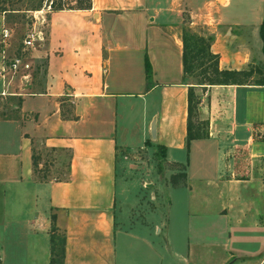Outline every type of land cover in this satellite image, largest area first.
I'll list each match as a JSON object with an SVG mask.
<instances>
[{
    "label": "crops",
    "instance_id": "1",
    "mask_svg": "<svg viewBox=\"0 0 264 264\" xmlns=\"http://www.w3.org/2000/svg\"><path fill=\"white\" fill-rule=\"evenodd\" d=\"M263 18L264 0H90L48 12L33 52L40 76L0 115V264H49L51 214L62 264H264V218L219 196L234 185L223 179L234 145L264 174V84L253 71L255 81L206 86L207 134L186 146L181 67L187 26L213 36L220 69H263ZM156 144L162 171L178 164L182 183L135 163Z\"/></svg>",
    "mask_w": 264,
    "mask_h": 264
},
{
    "label": "rangeland",
    "instance_id": "2",
    "mask_svg": "<svg viewBox=\"0 0 264 264\" xmlns=\"http://www.w3.org/2000/svg\"><path fill=\"white\" fill-rule=\"evenodd\" d=\"M47 1L48 0H0V49L4 46V44H7V46L4 47L6 54L9 55L12 52H15L14 50L19 45L20 40L33 27L35 16H37L36 10L40 9L43 3H46ZM85 4L86 0H61V7L65 8L76 5L85 6ZM3 29H6L8 31V35L6 37L2 36ZM190 30L200 34L205 33L201 28ZM254 66L252 65V67L250 68H253ZM32 73L29 80L27 81H20L18 76L13 77L8 84V91L26 94V92H28L27 88L30 80L33 78L38 80L40 76V73L35 74V76L32 75ZM3 74L4 78H7L9 76L5 73ZM252 75L254 77L250 79ZM188 80L189 82H192L194 84V82L198 81V78L191 77ZM248 80L255 81V75L251 73ZM193 92L196 96L201 95L204 97L205 90H201L199 86H194ZM16 98L18 97L0 95V115L11 111L9 110V107L16 104ZM26 102H28V100ZM202 105L199 104L197 108L194 109L192 120L194 122L193 127L204 131L206 130V124L204 125V121L206 122V120L204 119V112L200 108L202 107ZM228 152V156L225 159L226 163L223 173V179L228 178L234 180L231 181V184L234 185L220 187L219 196L226 197L227 200L231 199V201H228L230 202V204L227 207L234 212L239 214L252 213L253 215H256L257 217H261V219H263L264 174L262 169V161L259 158L249 157L247 149L244 145H234V147H230V150ZM136 154L138 156V159H136L137 162L135 163L139 165L142 164L145 167L147 166V168L152 165L153 169L156 171V162L152 154L146 153V151L144 150H137ZM166 167L167 168H164L163 171L161 169L160 172L156 173L162 174V172L164 171V173H168V175L177 173V171H174L178 168H175L174 165L169 164ZM210 195H214V193L211 192ZM233 195L235 199L232 200L231 197ZM58 238H60V236H58Z\"/></svg>",
    "mask_w": 264,
    "mask_h": 264
},
{
    "label": "trees",
    "instance_id": "3",
    "mask_svg": "<svg viewBox=\"0 0 264 264\" xmlns=\"http://www.w3.org/2000/svg\"><path fill=\"white\" fill-rule=\"evenodd\" d=\"M89 1L86 0L85 6H70L66 8H88ZM65 8L61 7V1L53 4L52 9ZM258 35L261 40V52L264 58V18L261 20L258 27ZM213 39L211 34L207 33H196L190 30L189 27L184 26L181 29V67L182 76L184 80L188 81L186 91V136L185 144L192 139L206 137V131L199 130L193 127L194 122L192 120L194 109L197 108L200 103V96H196L193 92L194 86H199L201 90H205L206 86L211 85H233L245 83L250 74L256 71L259 74L258 83L259 85L264 84V68H248L247 70H227L220 69L218 67V55L210 51V43ZM264 66V60H263ZM143 69L146 80V85L150 84V66L146 56L143 58ZM198 78L197 82H189V78ZM247 79V80H246ZM207 122L204 121V125ZM196 126V125H195ZM153 158L156 162V172H160L165 160V147L163 145L156 144L152 152ZM178 166V164H172ZM32 166H35V157L32 155ZM178 169H182L181 167ZM184 173L182 171L169 176V182L172 185H177L184 181ZM51 226H50V257L49 264H62L63 256V244L64 237L60 238L54 236V215H50Z\"/></svg>",
    "mask_w": 264,
    "mask_h": 264
},
{
    "label": "built area",
    "instance_id": "4",
    "mask_svg": "<svg viewBox=\"0 0 264 264\" xmlns=\"http://www.w3.org/2000/svg\"><path fill=\"white\" fill-rule=\"evenodd\" d=\"M61 0H48L43 3L42 7L36 10L37 16H35V22H33L32 29L24 35L20 40L19 45L11 54H6L4 47L0 49V95H14L16 92L8 91V84L13 77L18 76L19 80H29L31 73L35 70L41 69L40 63L37 62L36 56L32 52L39 49L45 41L46 33V14L50 12L57 2ZM8 31L2 30V36L6 37ZM38 65V66H36ZM37 67V69H36ZM9 75L4 78V74ZM33 74V73H32ZM149 185V183H143V186Z\"/></svg>",
    "mask_w": 264,
    "mask_h": 264
}]
</instances>
